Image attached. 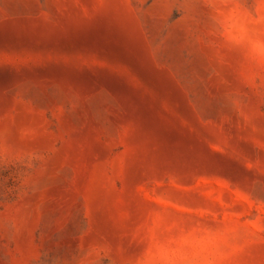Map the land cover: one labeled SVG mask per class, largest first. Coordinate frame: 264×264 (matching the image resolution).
Returning a JSON list of instances; mask_svg holds the SVG:
<instances>
[{
    "label": "rangeland",
    "instance_id": "374dc122",
    "mask_svg": "<svg viewBox=\"0 0 264 264\" xmlns=\"http://www.w3.org/2000/svg\"><path fill=\"white\" fill-rule=\"evenodd\" d=\"M0 264H264V0H0Z\"/></svg>",
    "mask_w": 264,
    "mask_h": 264
}]
</instances>
